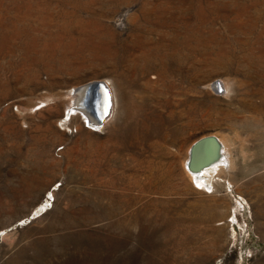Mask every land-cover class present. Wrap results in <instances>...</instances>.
Here are the masks:
<instances>
[{"label": "rangeland", "instance_id": "rangeland-1", "mask_svg": "<svg viewBox=\"0 0 264 264\" xmlns=\"http://www.w3.org/2000/svg\"><path fill=\"white\" fill-rule=\"evenodd\" d=\"M0 264H264V0H0Z\"/></svg>", "mask_w": 264, "mask_h": 264}, {"label": "bare ground", "instance_id": "bare-ground-1", "mask_svg": "<svg viewBox=\"0 0 264 264\" xmlns=\"http://www.w3.org/2000/svg\"><path fill=\"white\" fill-rule=\"evenodd\" d=\"M93 81H100V80H93ZM92 82L90 81V83H92ZM90 83L87 85L78 87V88H74L72 90L73 92L71 93L72 94L71 100L73 99V103L69 104L68 108H69L70 112L72 110L75 113H78V112L81 113L82 112L81 115L83 114L85 116V119L89 122L88 125H90V127H95L97 129V127L106 126L108 124V122L111 121L113 119V117L115 116V112L117 110L116 104H115V99L118 97V95H117L116 89L114 87L112 88L111 85H108L105 82H104L106 84L105 88H106V90L109 91V94L106 93V90L104 88L99 87L98 84H95V83L90 84ZM221 86L222 85L217 83L216 90L218 89V91H219L220 88L222 89ZM224 86H226V85H224ZM227 87H229V86H227ZM108 99H110V102H111L110 110H109L108 116H106L103 119V117L106 115V112H107V109L105 108L104 105L106 104ZM74 112L68 113V115L69 116L71 115V117H73L72 113H74ZM110 116H111V120L110 119L108 120V118ZM218 139L220 140V142L222 144V154H221V159L219 161L214 163L211 167H208L207 169L203 170L201 173H193V172H190L187 169V167L184 168V171H185L187 177L190 180H192L193 182H195V183L197 182V184H199L200 186L206 185V187H207V183H209L208 181H210V178L212 176H215L216 173H217V175L224 173V171H226V169H227V168H225V166L228 163L229 164L233 163L231 161V157H232L231 156L232 153L230 150L231 144H229L228 140H226V138H224L222 136H218ZM190 147L188 148V151H186L187 156L185 157V160L183 161L184 162L182 165L183 167L186 166V162H187V159L189 157ZM202 188L205 189V187H202ZM206 191H208V190H206Z\"/></svg>", "mask_w": 264, "mask_h": 264}, {"label": "water", "instance_id": "water-1", "mask_svg": "<svg viewBox=\"0 0 264 264\" xmlns=\"http://www.w3.org/2000/svg\"><path fill=\"white\" fill-rule=\"evenodd\" d=\"M94 83L98 84L99 87H102L106 90V84L103 81H96L90 84ZM106 93L109 94V91L106 90ZM110 105L111 102L110 99H108V101L104 105L107 109V112L103 119L108 116ZM221 154L222 144L218 137L214 134L204 135L202 137H199L195 142L192 143L189 149V157L186 162V167L190 172L201 173L203 170L211 167L214 163L219 161L221 159Z\"/></svg>", "mask_w": 264, "mask_h": 264}]
</instances>
